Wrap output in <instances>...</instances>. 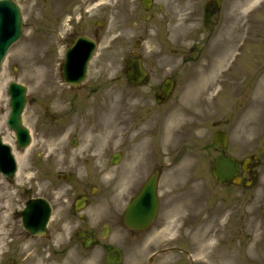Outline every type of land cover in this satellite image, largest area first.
Wrapping results in <instances>:
<instances>
[{"label":"rangeland","instance_id":"374dc122","mask_svg":"<svg viewBox=\"0 0 264 264\" xmlns=\"http://www.w3.org/2000/svg\"><path fill=\"white\" fill-rule=\"evenodd\" d=\"M170 8H172L171 5ZM90 13L95 19L108 18V25L105 28L99 49L90 63L88 79L81 85L77 87L69 86L62 80L63 73L59 63L64 61L62 55L64 45L56 43V39L50 36L48 43L43 41L45 46L39 47V45L34 49L35 44L39 41L37 39L38 35H32L31 28H27L24 37V44L31 46L30 49L23 54L20 51V48L24 47L23 42L15 45L0 70V73L4 72L5 74L1 81L4 84L6 82L4 89V84L2 85L3 93L0 94V108H5V112L0 110V133L3 134L4 138L13 142L15 155L24 151L16 146L15 134L8 129L5 123V118L9 113L8 96L6 94L7 85L9 81L15 80L28 87L29 102L23 120L32 133L31 146L35 143L28 160L32 177L28 178L25 174L23 180H19L16 175L15 179L9 182L0 176V193L6 192L11 196L13 195L14 203L12 207L17 208L18 211L24 207L28 198L34 196L48 198L54 207L47 236L41 239H33L27 235L21 226L18 211L13 219H8L6 246H4L3 253L0 252V264H18V261L14 258L15 254L21 261H24V258L30 255L27 264H71L76 256L78 258L75 264H107L105 262L104 243L118 246L123 250V264H146L147 256L151 252L148 247L150 248L151 242H154L149 237L154 235L153 232L163 221L165 213L151 228V232L143 237L141 233L128 230L119 215L112 214V211L107 209V207L114 206L115 203L128 201L137 190L135 166L132 165H135L134 160L137 151L141 149V145L139 146L140 149H137L133 143L136 142L139 145V138L142 137H150V142L145 143L142 150L148 149L157 154V157L153 159V163L155 166L158 165L164 172L160 186L161 199L164 203H166L168 197L167 187L169 184L167 185V180L169 178L168 170L170 169V221L180 214H185L187 210L194 209L197 218L200 215L202 221H206V245L212 243L233 244L242 250L241 246L262 243L264 232H261L259 228L255 231L254 222L251 223L248 231L245 227L246 216L243 214L247 210L243 208L239 210L238 206L233 207L228 200L224 203V198H229L230 194L227 195L225 190L219 186L217 191L216 186L213 189L212 183L215 185L216 183L212 174L205 175L207 170L210 171V167L208 157L206 158L204 152L186 149L187 143L181 145L178 151L177 146L174 149L173 147L169 148L168 136L167 146L161 149V145H158L157 149H153V140L157 137L155 134L161 129L166 114L153 111L158 105L153 99V93L149 87L151 84L161 81L163 76L154 73L147 86L132 87L128 83L124 72L126 57L134 49V43L140 36L141 30L146 31L145 36L151 37L146 43V57L152 59L151 65L156 63V52L151 50L153 48V38L155 37V32L151 28L152 25L147 26L149 29H142L145 20L140 11L105 10L102 12L93 9ZM141 17L140 24L135 25L133 22H138ZM162 31L167 33L166 28H163ZM39 36L44 38L43 33ZM185 38L184 28L181 25L176 26L170 23V47L173 46L171 41L175 45H181ZM248 39L250 44L249 53L264 54V28L262 25H255L252 37ZM17 51L19 53H15ZM18 55H25L24 58L26 59L22 60ZM50 56L53 59L50 61V67L48 68V58ZM177 59H179V56L174 55L170 50V73L173 72V64L179 63ZM34 62L41 67L40 70L45 69L46 73L43 78H49V85L44 90L43 88H37L38 80L29 69L30 63ZM43 62H45V66H43ZM179 80L180 89L176 95L181 94L187 97V93L182 92L187 85L184 70L180 71ZM47 91H52L51 97L46 95ZM58 98L63 100V108L55 107L54 100H58ZM99 106L103 108L102 111L97 109ZM99 115L101 116L99 117ZM148 119H151L152 123L145 126ZM91 132L107 134L109 137V141L107 140L104 146L100 148V156L96 159L92 157L94 150L86 148ZM251 134L256 141L255 149H253L256 152L257 147L264 142V123H256L251 130ZM176 135L178 136V134ZM72 138L78 140L76 146H72ZM186 138L187 136L184 135L181 140H186ZM234 143L240 145L238 147H244L245 145L241 127L235 132ZM116 152H121L123 157L119 164L113 165L111 156ZM169 160L170 168H168ZM262 163L260 183L254 188L253 195L249 199L257 195L259 200H264V156L262 157ZM93 166L97 169L93 170ZM100 169L104 171L98 172ZM108 170L115 173V177L110 180L105 178L107 175L105 173ZM68 173L72 174L70 180H63L61 177H65ZM121 180L125 181V186L120 184ZM83 193H87L91 198L90 207L86 210L87 220L98 230V237L101 241L87 251H83L80 245H75L76 247L70 252L61 253L51 259L48 246L56 244L55 247H57L67 240L73 234L76 226L80 224L77 216L74 215L73 203L75 198ZM237 195L240 199L243 198L241 193L237 192ZM201 206L204 207V215L199 213ZM2 207V213L9 215L12 207L11 209L7 205L5 208ZM240 211L243 215L241 221L237 219L240 218L238 215ZM220 214L224 215V222L229 217L231 222L226 225L222 221L223 225L220 226V230L216 234H211L209 230L213 227V221ZM249 214L250 212H247V215ZM253 219V214H251L250 221ZM103 223L111 226L110 232L105 236L106 239L101 237ZM238 223H240L239 227ZM205 227L202 225L197 229L204 231ZM176 228L179 229V225ZM165 236V234L157 235L155 240L157 246H159L158 241ZM172 237L177 238V241H173L175 245L190 244L188 236L184 233L180 234L179 231H174V229L170 230V240ZM197 238H200V235H197ZM237 238H239L238 241ZM142 239L144 241L141 244ZM22 242L29 243L30 246L28 250L20 254ZM45 246V250H42ZM80 257L85 258L84 261L86 262H81Z\"/></svg>","mask_w":264,"mask_h":264},{"label":"water","instance_id":"95a60500","mask_svg":"<svg viewBox=\"0 0 264 264\" xmlns=\"http://www.w3.org/2000/svg\"><path fill=\"white\" fill-rule=\"evenodd\" d=\"M4 30L2 22H0V30ZM20 29V22L19 19L12 25L9 26L8 30H19ZM10 32V31H9ZM13 39V36L4 40L0 41V60H1V53L4 52L6 48L10 45L11 41ZM73 58L69 59V62L66 65L67 68V77L69 80L73 81L74 79H80L84 76L85 74V67H86V62L87 60L82 58L83 60L79 59V57L72 56ZM142 70H140V66L138 64L137 70H134V73H130V77L134 80L140 79L139 74L141 73ZM77 72V73H76ZM77 77V78H76ZM22 88L18 85L13 86V99H12V106H13V114H12V121L15 123V121L18 120L19 113L22 109L24 99L22 98ZM19 139L20 142L25 143L28 142L29 136L26 130L24 129H19ZM8 154V153H7ZM2 154L4 157L9 158V154ZM14 169V168H12ZM154 188L153 185L150 187V193L153 194ZM33 204L28 207L25 211L26 215V224L27 227H29L31 230L34 229V227H45V224L48 220L49 217V209H48V204L44 200H36L32 202ZM132 211L130 213V221L137 222V220L134 218L135 214H137V208L135 204L132 206ZM40 216H42V219L40 220ZM134 218V219H133ZM38 222V224H36ZM133 227H139V224H130Z\"/></svg>","mask_w":264,"mask_h":264},{"label":"bare ground","instance_id":"6f19581e","mask_svg":"<svg viewBox=\"0 0 264 264\" xmlns=\"http://www.w3.org/2000/svg\"><path fill=\"white\" fill-rule=\"evenodd\" d=\"M50 67V65H48V68ZM29 69L32 73H34L35 77L37 78V88L41 89L43 88V90L45 89V87H47L49 78L48 77H44V74L46 73L45 69H41V67L37 66L36 63H30L29 65ZM5 76L4 72L1 73L0 75V92L2 91V85L4 84V82H2V78ZM6 81V79H5ZM5 85V84H4ZM52 91H48L46 92V95L48 97L52 96ZM55 103V107H61L63 108V101L62 100H54ZM108 138L105 135H101V134H94L91 133L90 137H89V142L86 144V148L88 149H93L94 150V159L95 158H99V150L100 148H102L104 146V144L107 142ZM163 145H166V141L163 138ZM35 143L32 145V147H29L28 149H26V151H24L23 153H17V157L20 163V168H19V180H23L25 174L26 177L31 178V174H30V167L28 164V160H29V154L32 151V149L34 148ZM94 170H96V168H94ZM102 170V169H100ZM115 177V173L112 171L107 172L106 175V179L110 180L112 178ZM122 186H125V182L122 180L120 183ZM5 219V216H3L2 214H0V223L3 222ZM2 231V226H0V232ZM4 239H5V234L4 233H0V250L2 249V244H4ZM25 246H29L28 244H26Z\"/></svg>","mask_w":264,"mask_h":264},{"label":"flooded vegetation","instance_id":"af4514ba","mask_svg":"<svg viewBox=\"0 0 264 264\" xmlns=\"http://www.w3.org/2000/svg\"><path fill=\"white\" fill-rule=\"evenodd\" d=\"M54 1H56V0H41L40 2H42L43 5L50 6L51 3ZM92 1H94V0H92ZM33 3L36 4L37 2L35 0H23V5L27 6L29 12L31 13V17L35 16L34 15L35 11H33L31 9V6ZM223 6H224L223 1L220 3V5H218L217 2H215V1H211L205 9V14L207 15V17H213L216 14H220L222 12ZM226 8H227V5H226ZM169 102H170V100H169ZM249 167H250V173L248 175L253 176V174L256 171V167L254 164H250ZM241 174L246 175L245 172H243V171H241Z\"/></svg>","mask_w":264,"mask_h":264}]
</instances>
